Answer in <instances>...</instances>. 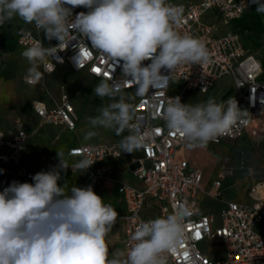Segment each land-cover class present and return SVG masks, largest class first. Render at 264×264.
Listing matches in <instances>:
<instances>
[{
    "label": "clouds",
    "instance_id": "obj_1",
    "mask_svg": "<svg viewBox=\"0 0 264 264\" xmlns=\"http://www.w3.org/2000/svg\"><path fill=\"white\" fill-rule=\"evenodd\" d=\"M252 5L264 14V0H248V6ZM76 7L88 11L73 18ZM182 13V7L167 0H0V26L18 17L42 30L49 41H59L56 47H44L37 41L21 53L30 65L29 83L43 78L40 65L46 72L53 71L49 58L56 56L69 29L121 67L124 83L135 87L134 95L125 93L115 81L101 80L94 94L112 102L101 106L88 123L92 129H110L117 135L127 130L119 148L129 154L144 147L149 135L141 131L136 106L130 101L145 97L150 88L156 90L153 94L166 89L178 65L209 60L200 39L174 30ZM21 35L30 38L31 32L22 30ZM145 61L150 63L145 65ZM246 114L234 98L218 103L209 97L193 105L176 96L169 98L161 118L171 133L193 149L205 148L228 134L238 121L244 122L241 117ZM96 135L90 130L84 140ZM57 156L59 164L36 173L32 183L13 181L0 191V264H167L168 256L184 238L185 222L191 214L186 204H179L167 216L142 221L131 234L127 251L110 254L106 237L118 212L91 185L58 184L62 171L70 167L83 173L95 161L84 155L70 165L62 151Z\"/></svg>",
    "mask_w": 264,
    "mask_h": 264
},
{
    "label": "built area",
    "instance_id": "obj_2",
    "mask_svg": "<svg viewBox=\"0 0 264 264\" xmlns=\"http://www.w3.org/2000/svg\"><path fill=\"white\" fill-rule=\"evenodd\" d=\"M167 2L183 8L181 21L174 25V30L200 39L208 50L209 60L200 64L178 65L166 89L153 94L156 90L150 88L145 97H137L133 102L136 106V122L141 131L149 135L145 146L140 149L141 155L129 160L130 166L137 162L135 167L132 166V171L141 179L142 186L117 179L118 191L124 199L122 216L125 221V252L132 243L131 234L142 221L167 216L179 204H186L191 214L185 222L184 238L175 252L168 256L167 264H264V235L257 229L258 224L264 223V178L250 185L249 202L224 199L225 185L220 178L214 179L204 192L218 199L220 207L216 212H205L199 197L203 172L191 167L187 158L177 156V150L185 142L171 133L161 118L162 109L170 97L179 96L184 103L185 90L206 92L219 78L231 76L236 89L232 98L241 100V110L247 114L241 117L243 123L238 121L228 134L219 137L214 143L235 141L264 132V63L245 44L242 34L232 27L233 21L253 5L248 6V0ZM87 11V8L76 7L72 10V16L74 18L76 14ZM22 30L31 32V37L21 35ZM15 37L17 43L26 48L37 41H41L44 47H56L59 44L56 39L49 41L34 24L19 27ZM91 47L86 38L69 29L56 56L49 58V63L54 65L53 71L46 72L44 65H40L42 73L51 75L65 64L75 71H85L93 78L106 79L110 84L115 81L124 91L135 88L124 83L119 65ZM143 63L146 65L150 61ZM162 73L168 74L164 70ZM23 78L29 83L28 74ZM178 82L182 84L181 91L174 93L173 87ZM38 83L42 84L43 80ZM31 104L41 125L62 126L70 131L77 129L76 107L65 90L59 99H33ZM32 135L33 132L24 126L20 118L15 120L13 131L0 128V191L13 181L32 183V177L38 173L24 160ZM119 141L79 143L69 148V154L87 155L95 161L93 165L104 162L96 170L92 165L87 169V186L91 185L93 190L100 178L110 176L112 167L105 161L124 157ZM68 169L72 170L70 167ZM153 201L157 203V213H145V208ZM205 240L211 245L223 246V255L214 257L203 251L199 243Z\"/></svg>",
    "mask_w": 264,
    "mask_h": 264
},
{
    "label": "rangeland",
    "instance_id": "obj_3",
    "mask_svg": "<svg viewBox=\"0 0 264 264\" xmlns=\"http://www.w3.org/2000/svg\"><path fill=\"white\" fill-rule=\"evenodd\" d=\"M18 20L5 23L3 30L14 32ZM246 45L260 59H264V35L261 44L255 41L254 33L245 35ZM24 49L16 51H7L3 53L4 66L2 74L14 75L13 85L8 88L2 96L5 103H0V125L4 129L15 127L16 117H20L24 126L29 127L33 132L28 153L41 165L39 171H44L45 162L57 152H64V147L70 142L80 140L85 143L111 142L121 140L123 136L128 135L127 130L121 135H117L114 130L96 128L92 129L88 123L89 117L98 115V109L106 106L112 101L108 97L103 99L94 94V87L101 80L95 79L86 74L85 71H74L67 65H62L51 75H43V83L29 84L24 80L30 67L26 58L21 53ZM41 71V68H39ZM42 72V71H41ZM182 84L178 82L172 92L181 91ZM65 90L71 101L76 107L78 115V126L75 131L65 130L61 132L60 138L54 141V133L59 127L54 125H41L39 119L35 116L31 108L32 98H41L47 101L59 99L62 91ZM229 90V91H228ZM135 88L125 90V93L134 95ZM234 80L231 76L219 78L208 91L187 89L183 93V102L185 104H198L206 102L209 97L214 98L216 102L227 101L235 94ZM137 97H135L132 101ZM118 99V98H117ZM238 107L241 109V100L235 99ZM3 110V111H2ZM95 131L97 135L90 140H84L88 131ZM178 155L186 156L191 165L199 168L203 172V181L200 193H202L215 178H220L225 189L222 197L227 200H236L239 202L251 201L248 190L253 181L264 178V132L259 134L247 135L239 140L222 141L221 143L209 142L205 148L189 149L186 144L178 149ZM44 163V164H41ZM43 165V166H42ZM211 210H215V203L210 205ZM210 210V211H211ZM216 212V211H215ZM257 229L264 235V223L257 225ZM110 254L116 251H123L120 240L117 236H107ZM203 251L220 257L223 255V246L219 244L211 245L207 240L199 243Z\"/></svg>",
    "mask_w": 264,
    "mask_h": 264
},
{
    "label": "crops",
    "instance_id": "obj_4",
    "mask_svg": "<svg viewBox=\"0 0 264 264\" xmlns=\"http://www.w3.org/2000/svg\"><path fill=\"white\" fill-rule=\"evenodd\" d=\"M16 19L18 20V24L16 25L14 32H12L14 36H15V33H16V31H17V29L19 27L29 25V24H25L18 17ZM2 26H0L1 30H3ZM16 43H17V40H16ZM20 48L24 49V50L26 49V47L21 46V45H19L17 43L16 50L17 49L19 50ZM3 59H4V57H3ZM3 66L1 65V62H0V103L3 102L4 104H7V102L6 103L4 102L5 99L2 98V96L6 93V91L8 90L9 87L10 88L12 87L13 78H14L15 74L5 76L4 74H2V67ZM33 99H41V98H35L34 97V98L31 99V103H32ZM43 100H45V99H43ZM31 108H32V104H31ZM32 111H33V109H32ZM33 113L35 114L34 111H33ZM35 116L38 118V116L36 114H35ZM17 118H20V117H16V119ZM27 127H28V125H27ZM57 127H59V129L57 131H55V133H54V141H55V143H56V140L58 138H60V135H61L60 133L65 131V130H67V129H65L62 126H57ZM0 128L5 130V131H13L15 129V127L11 128V129H4L3 127H1V125H0ZM32 137H33V135L31 136V138ZM31 138H30V140L28 142V145H27V148H26V151H25L24 160H25V162L28 163V165L32 169H34L36 172H40L39 169H40L41 165L37 164V162L34 161V159L28 153V146L30 144ZM114 141H116V140H114ZM103 142H106V141H103ZM111 142H113V141H111ZM79 143H85V142H82L80 140H77V141L75 140L73 142H70L69 144H67L64 147V152H63L64 153V159L67 160V162H69V163L77 162V161H79L82 158L81 155H71V154L68 153V150H69L70 147H72V146H74L76 144H79ZM124 154L125 155L122 158H119V159H116V160L105 161V163L111 164L112 169H111L110 176L109 177L100 178L98 180V182H97V185H96V187L94 189V192L97 195H99L104 200V202H109L114 207V209L118 212L119 215L117 217L116 223H115V225L113 226L111 232L108 235L111 236V237H114V235L117 236L119 238V240H120V244L122 246V250L125 252V221H124L123 216H122L123 211H124V199H123V195L118 191V181H117V179L127 181V182H129V183H131V184H133L135 186H138V187H141L143 183H142L141 179L138 178L133 173L132 166H130V164H129V160L131 158H135V157H138V156L141 155L140 150L135 151V152H133L131 154H129V153H124ZM177 156H180V155H178V150H177ZM180 157H185L186 158V156H180ZM103 163L104 162L96 163V164L92 165V168L94 170H96L101 165H103ZM41 164H44V163H41ZM58 164H59V158H58L57 154H54L47 160V162H45L43 170L45 172L49 171V170L53 169L54 167H56ZM190 165H191V163H190ZM191 167H193V166L191 165ZM61 177H62V179L60 181H58V184H60L61 186H63V184L65 182H67L69 184V187H71L73 185L77 186V187H86L87 184H88L87 170L85 172L81 173L80 170H74L73 171V170L67 169V170L61 172ZM199 197H200V201H201V204H202V208H203V210L205 212H211V211L215 212V211H217L219 209L220 201L218 199H215L213 197H210V196L206 195L204 191L202 193H200V191H199ZM212 203L213 204L215 203V206H216L215 210H211V208H210V205ZM145 213L156 214L157 213V203L155 201L150 202V205L145 208Z\"/></svg>",
    "mask_w": 264,
    "mask_h": 264
},
{
    "label": "trees",
    "instance_id": "obj_5",
    "mask_svg": "<svg viewBox=\"0 0 264 264\" xmlns=\"http://www.w3.org/2000/svg\"><path fill=\"white\" fill-rule=\"evenodd\" d=\"M232 27L242 34L244 42L245 35H248L249 33H254L255 41L257 42V44H261L264 35V14L257 13L256 7L255 5H253V7L250 8L241 17L233 21ZM16 47V38L13 33L9 30L6 31L0 29V62L2 66L5 63L3 59V53L9 50L15 51ZM262 60L264 63V59Z\"/></svg>",
    "mask_w": 264,
    "mask_h": 264
},
{
    "label": "water",
    "instance_id": "obj_6",
    "mask_svg": "<svg viewBox=\"0 0 264 264\" xmlns=\"http://www.w3.org/2000/svg\"><path fill=\"white\" fill-rule=\"evenodd\" d=\"M137 165V162L132 163V166L135 167Z\"/></svg>",
    "mask_w": 264,
    "mask_h": 264
}]
</instances>
